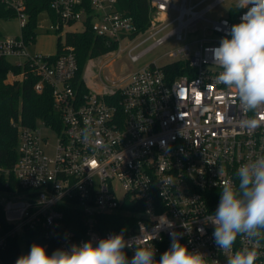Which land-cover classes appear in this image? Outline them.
<instances>
[{
    "label": "built area",
    "instance_id": "2783aa9c",
    "mask_svg": "<svg viewBox=\"0 0 264 264\" xmlns=\"http://www.w3.org/2000/svg\"><path fill=\"white\" fill-rule=\"evenodd\" d=\"M117 1L51 0L56 21L42 12L49 20L46 31L61 34L82 23V29L89 26L107 43L125 48L131 61L175 38L178 45L169 52L174 60L148 64L100 91L89 86L84 74L86 88L80 90L77 55L65 41L57 55L31 52L34 37L23 32L30 21L26 1L0 0L15 12L22 29L19 36L0 31V59L21 67L19 72L9 70L5 81L38 76L35 90L50 85L62 122L56 128L40 119L56 134L53 144L37 123L12 119L18 130L16 162L7 166L0 152V193L6 196L0 203L7 225L3 229L0 222V264H5L2 254L9 242L24 238L28 230L41 229L47 237L59 238L56 249L69 248L119 234L101 219L117 214L136 219L134 225H123L131 244L125 249L129 259L135 244H152L159 260L161 245L171 244V231L181 234L180 242L190 251L220 264L232 254L216 247L214 225L205 217L218 206L219 186L235 182L236 169L264 152V120L255 130L240 123L264 116V106L258 113L248 112L235 88L217 84L220 69L206 49L219 46L247 9L233 5L229 15L211 19L208 14L226 0H148L149 24L138 32ZM192 33L198 37L188 42ZM86 124L93 129L87 142L81 136ZM68 211L80 218L72 229L66 222ZM160 217H167L174 228L157 231ZM250 247L238 237L233 250ZM259 252L256 264H264V247ZM22 254H27L24 244Z\"/></svg>",
    "mask_w": 264,
    "mask_h": 264
},
{
    "label": "clouds",
    "instance_id": "9594fccd",
    "mask_svg": "<svg viewBox=\"0 0 264 264\" xmlns=\"http://www.w3.org/2000/svg\"><path fill=\"white\" fill-rule=\"evenodd\" d=\"M236 8L247 9L240 22L233 24L220 39L219 46L206 49L212 64L218 66L217 84L235 88L240 104L248 112L258 113L264 106V0H237ZM225 24L227 22L225 21ZM256 116L242 119V127L255 130L261 126ZM93 129L86 124L81 130L87 142ZM235 182L220 187V199L214 213L205 222L214 225L213 241L227 255L225 264H256L264 247V152L255 159L242 163L235 172ZM174 224L160 217L157 231ZM182 227H188L182 225ZM203 232V229H200ZM171 245L159 260L152 244L136 245L131 259L125 249L131 247L123 231L94 243L92 240L57 248L48 254L44 245L33 243L27 254L17 258L15 264H220L200 251H190L180 242V235L169 233ZM247 239L251 247L233 250L237 238ZM154 237H152L153 239Z\"/></svg>",
    "mask_w": 264,
    "mask_h": 264
},
{
    "label": "trees",
    "instance_id": "16d2710c",
    "mask_svg": "<svg viewBox=\"0 0 264 264\" xmlns=\"http://www.w3.org/2000/svg\"><path fill=\"white\" fill-rule=\"evenodd\" d=\"M25 1L30 21L23 32L27 38H31L35 37V29L42 12H49L54 21H56V16L50 9L51 0ZM117 8L133 17L138 32L147 28L149 24L148 0H118ZM235 13L236 10L234 11ZM13 16H15V12L11 9H6L5 5L0 2V18H10ZM64 38L66 44L74 47L79 63L77 79L80 81V90H84L86 85L82 77L88 59L109 53L116 48L117 44L107 43L106 39L94 34L89 26L82 30L69 31L65 33ZM62 45V36L59 35L55 55L61 52ZM173 66L175 64L167 68L171 70ZM11 69L19 72L21 67L16 66L11 60L0 59V152L7 166H12L18 156V130L12 124V119H20L23 124L29 126H35L38 119H42L56 128H60L62 125L60 114L54 108V99L50 85H45L42 92H37L35 84L39 80V77L33 74H29L21 82L8 83L5 80ZM14 184V178H11V187H14ZM101 219L107 223V229L118 231H125L123 225H134V222H136V219L120 214L106 215ZM0 222L3 224V229H5L7 225L4 222V211L1 203ZM66 222L72 229L75 228L74 224H79L80 218L76 212L68 211L66 212ZM33 243L44 245L48 254H51L58 246L59 238L47 237L41 229L28 230L24 234V238L13 239L9 242L7 249L2 254L4 263L15 264V261L20 256L22 244H24L25 250L28 253ZM170 245L167 242L161 245L160 257L164 251L169 249Z\"/></svg>",
    "mask_w": 264,
    "mask_h": 264
},
{
    "label": "rangeland",
    "instance_id": "374dc122",
    "mask_svg": "<svg viewBox=\"0 0 264 264\" xmlns=\"http://www.w3.org/2000/svg\"><path fill=\"white\" fill-rule=\"evenodd\" d=\"M237 0H226L217 6L212 12L208 14L211 19H218L230 14L233 5H236ZM39 25L35 29V37L30 45L29 50L33 53H45L55 54L57 51L58 36H62V41L65 40V31H71L72 29L82 30L83 24L77 23L76 26L67 27L61 34L55 33L51 29L46 31L49 20L46 19L44 13L41 14L38 19ZM0 31L3 35L19 36L22 34L20 27V21L17 16L10 18H0ZM198 34H189L187 41L195 40ZM144 44L141 48L146 46ZM178 43L175 38H172L157 46L154 50L146 54L138 61H131L128 51L125 48L120 49L118 45L109 53L88 59L83 74L86 82L95 90L102 91L105 87H109L112 84V80H123L129 73L138 70L148 64L155 62L158 65H165L174 57L169 56V52L172 51ZM124 46V44H123ZM38 127L41 128L43 133L50 135L51 142L56 143V134L44 127L40 119L37 120ZM2 197H6L5 194L0 193V200Z\"/></svg>",
    "mask_w": 264,
    "mask_h": 264
}]
</instances>
